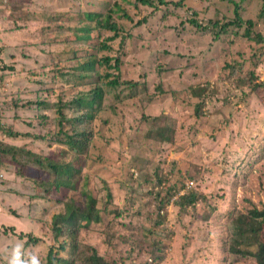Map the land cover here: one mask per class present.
Returning <instances> with one entry per match:
<instances>
[{"label":"rangeland","instance_id":"374dc122","mask_svg":"<svg viewBox=\"0 0 264 264\" xmlns=\"http://www.w3.org/2000/svg\"><path fill=\"white\" fill-rule=\"evenodd\" d=\"M98 1L0 0V252L21 243L46 264L50 247L67 242L52 230L54 215L65 208L35 187L43 182L33 180L34 161L52 160L53 153L54 160L65 158L60 152L70 147L61 131L71 133L70 118L79 114L69 101L96 85L62 75L76 64L61 39L69 32L52 31L57 25L48 17L105 11ZM166 1L121 0L113 13L126 39L122 44L119 36L100 55L112 56V64L118 58L120 83L104 85L83 169L104 217L80 230L79 240L126 264H257L229 253L224 240L230 211L264 206V86L255 87L264 81V42L244 36L246 24L220 25L235 19L237 5L242 19L264 34V0ZM60 100L69 102L62 113ZM165 123L175 127L172 142L154 138ZM176 178L200 192L198 202L159 208L158 192ZM69 197L87 203L81 188ZM160 215L172 237L164 239L166 255L157 263L146 228ZM20 232L38 243L26 244L29 236L21 239Z\"/></svg>","mask_w":264,"mask_h":264},{"label":"trees","instance_id":"16d2710c","mask_svg":"<svg viewBox=\"0 0 264 264\" xmlns=\"http://www.w3.org/2000/svg\"><path fill=\"white\" fill-rule=\"evenodd\" d=\"M134 1L147 6H154L156 1L159 4L168 3L166 0ZM98 2L101 7L105 8V11L82 10L77 14H61L51 18L45 15L48 17V24L57 25L52 31L64 35L69 32L68 36H63L61 39L69 42V57L72 60L75 59L76 64L72 70L62 75H67L66 80L75 77L84 83L88 82L91 85H96L90 88L88 92H81L69 101L79 110L76 118H70L72 132L61 131L70 148L69 150L62 149L60 154L64 155L65 158L69 157V159L65 160L60 155V159L54 160L56 153H53L51 156L52 160L46 157L43 159L37 158L34 161L36 166L34 171L39 176L38 178H33V180L37 181L38 179L43 182V186L36 185L35 187L44 192V196L46 195L47 198L62 204L65 208L64 211L54 215L52 230H54L57 236L60 235L62 238L68 237L66 238L67 242H60L57 248L50 247L47 253L46 264H126L125 257L119 260L106 258L101 254L97 246L92 244L82 245V242L79 240L80 230L89 228L93 221L100 222L103 216L101 210L97 209V198L93 196V190L89 187L88 177L83 170L87 165V154L94 137V129L92 127L95 117L94 113L101 110L105 96L104 85L116 86L120 83V74L114 72L120 69L118 58H115L112 64V56L100 54L110 51L112 49L111 42L119 36H121L120 43L122 44L126 39L122 28L112 20L113 13L121 9V0H99ZM124 14L126 13L124 12ZM261 14H264V7ZM76 15L78 16L76 17ZM75 20L79 23L77 28L73 25L65 24V21L71 22ZM192 22L199 25L194 18ZM243 24H246L243 32L244 36L258 44L264 42V34L255 32L253 28L254 21L252 19H242L237 5L235 7V19L221 24L220 30L226 29L229 25L241 26ZM106 30L111 31L113 34L104 37ZM97 65L101 68L106 67V73H97ZM112 69L113 71H111ZM261 84L264 86V81L256 84L255 87ZM69 102H62V100L57 102L61 106L59 107L60 113H62V107ZM45 103L44 101H40L41 105H46ZM200 110L201 108L197 107L196 112L199 114ZM159 118L160 116H155L152 120ZM85 120L89 122L88 129L82 128L84 127ZM175 133V127H171L165 123L161 130L156 132L154 138L160 141L172 142L174 141ZM7 135L16 136L19 133L8 129ZM4 150L5 148H1L0 145V152H5ZM82 172L84 176H81ZM20 174L24 175V171ZM79 188H81L82 194L87 197V203L84 205L79 204L78 201L71 197L68 198L70 190ZM157 196L159 197V208H166L173 203L181 209H186L195 206L200 198V192L187 188L184 180L176 178L174 182L167 186L164 193L158 192ZM34 198L41 199L40 196H33ZM116 215L119 216L120 213ZM228 218L229 235L224 240V248L229 253L242 257L250 256L255 258L257 264H264V238L262 237L264 206L260 208L257 205H253L245 213L233 210L228 213ZM164 221L161 217L154 224V227H145L153 239H150L151 250L157 254L154 256V260L157 263L162 261L166 255L168 244L164 239L172 237L171 230L163 224ZM26 235L29 236L26 244H31V242L33 244L38 243L39 238H34L29 233L20 232L19 238L22 239ZM81 246L84 247L80 248ZM135 247L133 245L132 252L136 250ZM65 250L67 255L63 254ZM82 253L85 254L84 257H82Z\"/></svg>","mask_w":264,"mask_h":264},{"label":"clouds","instance_id":"9594fccd","mask_svg":"<svg viewBox=\"0 0 264 264\" xmlns=\"http://www.w3.org/2000/svg\"><path fill=\"white\" fill-rule=\"evenodd\" d=\"M0 259H4L6 264H42L35 249L25 250L21 243H16L4 252H0Z\"/></svg>","mask_w":264,"mask_h":264}]
</instances>
